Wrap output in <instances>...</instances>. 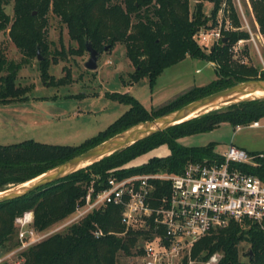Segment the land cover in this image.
Here are the masks:
<instances>
[{"label":"trees","instance_id":"16d2710c","mask_svg":"<svg viewBox=\"0 0 264 264\" xmlns=\"http://www.w3.org/2000/svg\"><path fill=\"white\" fill-rule=\"evenodd\" d=\"M203 1L212 5L213 22L218 10L226 5L235 28L223 31L219 45L213 46L209 54L193 40L208 21L202 11ZM232 3V0H201L190 9L189 0H0V34L7 33L10 43L22 57L18 63L7 60L5 50L0 48L1 105L14 99L25 100L20 95L26 89L16 85L15 80L22 65L36 59L39 52L44 55L49 52L46 37L49 15L57 17L65 27L68 39L76 44L77 53H85L87 43L99 54L122 45L126 58L134 67L129 75L131 84L145 78L152 88L164 69L186 57L213 63L218 77L203 87L188 89L152 111H147L127 93H113L108 98L128 109L103 132L76 146H53L30 140L0 145V191L21 185L138 123L152 121L236 83L264 80L260 67L248 66L240 58H232L230 51L236 41L248 39V34L240 30ZM9 4H12V16L4 10ZM243 7L264 48V0H243ZM262 59L264 66V54ZM39 66L40 77L45 81L48 78L47 59L44 58ZM261 118H264V100L242 101L223 107L139 140L55 183L0 202V248L7 250L18 244L13 222L24 211H31L35 230H44L71 215L94 177L104 180L110 172L121 178L157 171L180 173L189 162L221 161L215 152L216 144L212 142L204 147H185L177 140L211 132L222 123L236 128ZM159 145L168 147L167 156L149 159L139 167H125ZM254 160L258 165L242 166V170L264 182L263 159ZM120 216V209L114 205L90 211L82 219L26 247L18 255V264H119L122 257L135 258L139 254L136 243L140 233L132 229L125 231ZM95 229L102 234L95 236ZM242 242L247 244L245 251L240 250ZM214 253L219 255L214 264H264V220L260 225L231 221L224 229L207 233L193 243L189 260L191 264H206ZM182 261L188 264L186 258Z\"/></svg>","mask_w":264,"mask_h":264},{"label":"rangeland","instance_id":"374dc122","mask_svg":"<svg viewBox=\"0 0 264 264\" xmlns=\"http://www.w3.org/2000/svg\"><path fill=\"white\" fill-rule=\"evenodd\" d=\"M190 9L201 0H189ZM233 8L237 12L240 30L248 34V39L231 49L233 59L240 58L243 64L260 67L264 71V48L249 17L243 7V0H232ZM212 5L203 1L202 11L206 19L202 28H213L216 20L221 22L223 31L226 22L232 26L226 5L218 10V14L211 20ZM5 12L12 16V4L5 6ZM222 31V32H223ZM49 52L38 53L36 59L22 65L15 80L16 85L25 88L21 94L25 100H10L7 104H0V145L20 144L23 141H33L47 145L76 146L103 132L104 129L116 121L128 109L108 98L113 93H127L138 100L147 111H152L170 102L178 95L187 92L192 87H203L218 77L214 64L211 62L186 57L179 63L169 66L157 76L156 82L150 88L148 79L131 84L129 75L134 72L133 65L125 56V48L116 45L112 50H105L99 54L96 71L84 68L89 53H77L76 44L68 39L65 27L55 16L49 15L46 29ZM198 45V44H196ZM209 54L211 46L198 45ZM0 48L5 50L7 60L18 63L21 54L10 43L7 33L0 34ZM47 59L48 78L43 81L40 77L39 63ZM4 74V73H3ZM2 74V76H3ZM57 81L60 83L57 84ZM234 129L229 125L221 129L204 134L182 137L177 142L185 147H204L214 142L215 150L222 153L233 138ZM246 131L242 128L241 137ZM257 134L247 136L252 142H264V130H257ZM93 148V147H92ZM91 149V148H90ZM169 154L166 145H159L155 149L138 156L125 164V167H139L149 159L165 157ZM6 187L3 190L16 188ZM2 191V190H1ZM247 244L242 242L240 250L245 251ZM19 258V257H17ZM14 261V260H13ZM119 264H140L134 257H122Z\"/></svg>","mask_w":264,"mask_h":264},{"label":"built area","instance_id":"2783aa9c","mask_svg":"<svg viewBox=\"0 0 264 264\" xmlns=\"http://www.w3.org/2000/svg\"><path fill=\"white\" fill-rule=\"evenodd\" d=\"M224 27L232 29L227 22ZM222 31L221 22L216 20L213 28L200 29L193 40L201 46H217ZM237 44L242 40H237L232 49ZM254 125L256 122L250 124ZM220 158L189 162L180 173L157 171L121 178L110 172L104 180L94 177L71 215L56 224L37 231L31 211L15 217L18 244L7 250L0 248V264H18L17 257L26 247L107 205L120 209L125 231L140 233L136 243L139 254L135 257L140 264H182L184 258L191 264L193 243L207 233L224 229L231 221L260 225L264 220V182L242 170V166L258 165L254 158L261 159V155L230 145ZM101 234L94 230L95 236ZM218 258L214 253L206 264H214Z\"/></svg>","mask_w":264,"mask_h":264},{"label":"water","instance_id":"95a60500","mask_svg":"<svg viewBox=\"0 0 264 264\" xmlns=\"http://www.w3.org/2000/svg\"><path fill=\"white\" fill-rule=\"evenodd\" d=\"M85 48L89 53V57L84 63V68L89 71H96L99 53L88 43ZM255 91L264 93V80L252 79L236 83L231 87L187 103V105L171 111L169 114L157 117L152 121L138 123V125L125 129L120 134L110 137L104 142L88 149V151L57 164L54 168L39 174V176L23 182L16 188L0 191V202L22 197L24 194L40 187L55 183L57 180L75 171L89 167L92 163L119 152L137 143L139 140L153 136L155 133L163 132L171 128V126L187 122V120L242 101L264 100V95H253Z\"/></svg>","mask_w":264,"mask_h":264},{"label":"crops","instance_id":"0c3cea01","mask_svg":"<svg viewBox=\"0 0 264 264\" xmlns=\"http://www.w3.org/2000/svg\"><path fill=\"white\" fill-rule=\"evenodd\" d=\"M255 122H256V125H254V126H250V124H249L247 126H238L236 128L232 127V129H234L233 138H231L229 144H231L232 146H235L237 148L238 147L241 148L242 150H244L248 154H251V155L259 154V155H261V159H263V164H264V142L263 143H259V142H255V141L252 142V141H248L246 139V137L249 135L250 136H253V134L259 135V133H257V130H260V131L264 130V118H261ZM226 125H228V124L222 123L217 129H215L213 131L219 130V129H221V126H226ZM243 127H245L246 131H248V132H244L243 137H241L240 135H241V131H242ZM212 143H214V142H212ZM215 148H216V146H215ZM215 152L219 155L222 154V153H218L216 150H215Z\"/></svg>","mask_w":264,"mask_h":264},{"label":"bare ground","instance_id":"6f19581e","mask_svg":"<svg viewBox=\"0 0 264 264\" xmlns=\"http://www.w3.org/2000/svg\"><path fill=\"white\" fill-rule=\"evenodd\" d=\"M253 95H264V93L255 91V92H253Z\"/></svg>","mask_w":264,"mask_h":264}]
</instances>
